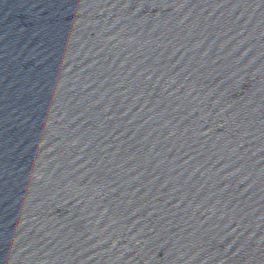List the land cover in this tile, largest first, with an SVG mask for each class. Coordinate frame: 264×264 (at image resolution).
Instances as JSON below:
<instances>
[{
    "label": "water",
    "instance_id": "95a60500",
    "mask_svg": "<svg viewBox=\"0 0 264 264\" xmlns=\"http://www.w3.org/2000/svg\"><path fill=\"white\" fill-rule=\"evenodd\" d=\"M0 264H264V0H0Z\"/></svg>",
    "mask_w": 264,
    "mask_h": 264
}]
</instances>
